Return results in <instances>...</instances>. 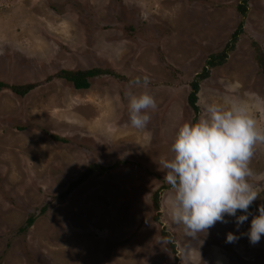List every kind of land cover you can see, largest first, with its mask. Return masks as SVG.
<instances>
[{"label": "rangeland", "instance_id": "obj_1", "mask_svg": "<svg viewBox=\"0 0 264 264\" xmlns=\"http://www.w3.org/2000/svg\"><path fill=\"white\" fill-rule=\"evenodd\" d=\"M238 3L0 0V82L36 86L25 97L0 91V264H264V236L255 245L247 237L264 193L242 225L225 216L227 223L190 236L172 219L174 190L161 163L179 127L204 118L209 104L244 105L264 129L253 45L264 54V0L249 2L234 51L199 84L196 120L187 103L192 81L242 21ZM90 69L118 78H95L87 90L47 80ZM144 76L147 88L133 83ZM126 91L157 102L143 129L130 125ZM91 165L110 170L60 198ZM249 167L248 182L264 187V144L254 146ZM30 216L32 227L18 233Z\"/></svg>", "mask_w": 264, "mask_h": 264}, {"label": "clouds", "instance_id": "obj_2", "mask_svg": "<svg viewBox=\"0 0 264 264\" xmlns=\"http://www.w3.org/2000/svg\"><path fill=\"white\" fill-rule=\"evenodd\" d=\"M136 86L147 88L150 80L137 78ZM130 125L143 129L151 120L149 110L158 107L147 92H125ZM264 144V129L257 127L246 106L233 103L224 108L215 103L206 107V116L179 127L171 143V158L162 161L164 179L174 190L170 211L174 222L182 224L190 236L206 232L225 216L235 217L237 226L248 220L249 208L264 187L248 182L254 175L249 167L256 144ZM244 215L237 216V212ZM251 220L247 232L253 245L264 236V204ZM238 239L228 233L226 241Z\"/></svg>", "mask_w": 264, "mask_h": 264}, {"label": "trees", "instance_id": "obj_3", "mask_svg": "<svg viewBox=\"0 0 264 264\" xmlns=\"http://www.w3.org/2000/svg\"><path fill=\"white\" fill-rule=\"evenodd\" d=\"M251 0H238V5L236 7L238 14L242 17V21L239 23L237 29L233 32V34L230 37L229 42L226 44L224 49L215 55H211L206 63L205 67L202 69V72L195 77V79L192 81L190 84V93L187 97V103L190 109L194 113V119L196 120L199 115V108L197 106V101H198V93L200 90V83L204 80H206L209 75L210 71L223 66L227 59H228V54L233 52L235 49V45L238 42L239 37L241 34H243V27H244V21L243 19L245 18L247 12H248V4ZM254 48H255V53H256V60L257 64L259 65V68L263 74L264 77V54L262 50L254 43ZM111 76V77H117L114 73L109 72V71H104L101 69H90V70H61L57 74L54 75L52 78H48L47 80H52V79H60L63 80L67 83H69L75 90H87L91 86V80L95 78H99L102 76ZM118 78V77H117ZM36 86L35 85H26V86H12V85H7L5 83L0 82V91L3 89H9L11 90L12 93H14L16 96L19 97H25L30 93L31 90H33ZM54 141L56 142H63L65 143L66 141L64 139H60L58 137L53 136ZM110 168L102 167L99 165H91L86 171L81 173L73 182L70 183L68 189L64 192V194L60 198H65L67 195H69L78 185H80L82 182H86L91 175L94 172H98V174H104L108 172ZM170 186V185H169ZM161 190H157L154 193V209L157 211L159 210V193ZM46 212V207L42 208L40 211V214H44ZM35 221L34 216H30L23 227L18 229V233L24 234L26 233L33 225ZM167 239L169 241L170 237L167 236ZM170 246L172 249H174V244H171Z\"/></svg>", "mask_w": 264, "mask_h": 264}]
</instances>
